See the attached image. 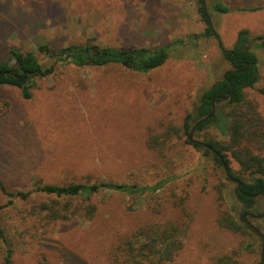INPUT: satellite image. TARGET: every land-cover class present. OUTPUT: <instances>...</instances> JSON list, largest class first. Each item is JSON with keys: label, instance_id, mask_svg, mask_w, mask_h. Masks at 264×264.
Masks as SVG:
<instances>
[{"label": "rangeland", "instance_id": "obj_1", "mask_svg": "<svg viewBox=\"0 0 264 264\" xmlns=\"http://www.w3.org/2000/svg\"><path fill=\"white\" fill-rule=\"evenodd\" d=\"M220 4L226 12L215 8ZM264 0H0V61L9 49L36 51L39 43L98 46L166 47V61L148 72L119 64L76 66L56 62L37 79L30 98L19 89L0 86V182L10 191L32 184L97 182L152 185L154 193L103 189L93 194L95 207L75 197L67 219L38 228L29 216L33 205L50 197L33 191L26 199L0 190V220L9 264H120L121 239L155 222L191 221L182 248L168 264H214L232 253L236 264L264 261V195L257 197L246 235L217 226L221 210L230 209L236 182L226 177L202 149L172 132L152 148L149 141L180 127L200 94L232 67L222 48L232 47L239 29L264 33ZM202 7L214 31L206 28ZM259 79L243 90L237 110L214 104L216 116L192 138L227 142L228 114L248 118L243 145L264 156V47L251 44ZM40 57V56H39ZM40 61L52 60L41 55ZM181 134V133H179ZM232 162V168L237 164ZM163 182V184H162ZM257 230H255V229Z\"/></svg>", "mask_w": 264, "mask_h": 264}, {"label": "trees", "instance_id": "obj_2", "mask_svg": "<svg viewBox=\"0 0 264 264\" xmlns=\"http://www.w3.org/2000/svg\"><path fill=\"white\" fill-rule=\"evenodd\" d=\"M263 5L249 7L255 10ZM215 8L226 12L227 7L220 4ZM206 28L202 35H213L214 31L210 21L199 8ZM256 43L264 47V33L251 35L247 29H239L231 48H222L221 53L232 65L224 75L214 81L199 96L197 103L185 114L180 127L168 128L162 138L153 136L149 141L152 148L166 143L172 132L181 135L187 144L193 148L202 149L206 156H211L213 163L222 167L229 180L236 182L234 197L230 209L221 210L216 217L218 227L229 232L246 235L250 231L246 216H252L257 197L264 195V156L254 153L248 146L243 145L249 137L250 126L248 118L243 114L230 116L228 123V140L223 142L213 136H204L202 140L192 138L191 128L202 130L212 120L216 113L213 104L224 103L233 110L241 106L244 95L243 90L253 87L259 79L258 58L251 44ZM11 60L0 61V86H12L19 89L23 98L32 96V89L39 78L53 73L54 64H74L76 66H105L119 64L127 69L137 72H148L162 65L167 58V48L160 46L148 48L144 46H98L94 44H68L62 47H52L47 43H39L36 51H20L17 48L9 49ZM41 55L52 60L49 65L40 61ZM40 56V57H39ZM228 96L226 98V94ZM199 123L195 125V122ZM181 133V134H179ZM237 164V169L232 168V162ZM163 184V182H162ZM161 183L152 185H137L114 181L99 180L97 182L71 181L66 183H38L32 184L28 190L8 191L0 182V190L8 196H18L26 199L33 191L41 192L50 197L33 205L28 212L29 216L37 217L39 226L43 227L60 219H67L70 212L71 201L75 197L87 200L85 215L91 216L95 207L89 202L93 194L100 190L109 189L125 192L127 194L146 192L154 193ZM0 204V209L2 208ZM191 216L186 214L184 222L178 224L172 220L155 222L140 227L121 239L116 247L117 258L120 264H168L182 248L183 237L190 224ZM5 240V228L0 220V243ZM12 251L9 247L3 256V262L9 264ZM214 264H236L232 253L223 254L215 259ZM259 264H264L260 261Z\"/></svg>", "mask_w": 264, "mask_h": 264}, {"label": "water", "instance_id": "obj_3", "mask_svg": "<svg viewBox=\"0 0 264 264\" xmlns=\"http://www.w3.org/2000/svg\"><path fill=\"white\" fill-rule=\"evenodd\" d=\"M227 96H228V93L226 94V98H227ZM213 110H212V113L214 112V104H213ZM199 123V120L198 121H196L195 122V125L196 124H198ZM195 129V126H193L192 128H191V131H190V134L192 135V133H193V130ZM255 229V228H254ZM256 230V229H255ZM257 231V230H256ZM263 263H264V261H263Z\"/></svg>", "mask_w": 264, "mask_h": 264}, {"label": "flooded vegetation", "instance_id": "obj_4", "mask_svg": "<svg viewBox=\"0 0 264 264\" xmlns=\"http://www.w3.org/2000/svg\"><path fill=\"white\" fill-rule=\"evenodd\" d=\"M248 224H249V222H248Z\"/></svg>", "mask_w": 264, "mask_h": 264}]
</instances>
